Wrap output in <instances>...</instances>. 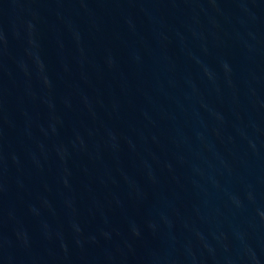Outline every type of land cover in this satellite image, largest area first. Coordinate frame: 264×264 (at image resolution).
<instances>
[{"label": "water", "instance_id": "1", "mask_svg": "<svg viewBox=\"0 0 264 264\" xmlns=\"http://www.w3.org/2000/svg\"><path fill=\"white\" fill-rule=\"evenodd\" d=\"M0 264H264V0H0Z\"/></svg>", "mask_w": 264, "mask_h": 264}]
</instances>
